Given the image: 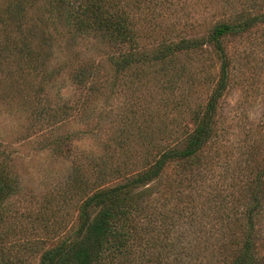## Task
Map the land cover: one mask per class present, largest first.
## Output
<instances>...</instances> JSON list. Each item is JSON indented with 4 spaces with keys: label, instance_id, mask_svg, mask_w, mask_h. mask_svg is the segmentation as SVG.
I'll list each match as a JSON object with an SVG mask.
<instances>
[{
    "label": "rangeland",
    "instance_id": "rangeland-1",
    "mask_svg": "<svg viewBox=\"0 0 264 264\" xmlns=\"http://www.w3.org/2000/svg\"><path fill=\"white\" fill-rule=\"evenodd\" d=\"M19 1L0 0V149L6 151L18 184L9 207L31 213L26 219L31 225L56 222L65 229L77 215V200L73 194L70 198L69 190L73 178L93 175L94 157H101L108 168L120 164L118 139L127 127L129 147L138 151L148 140L168 136L176 122L183 127L191 111L205 104L219 76L220 60L209 47L181 53L162 69L148 68L139 79L131 73L115 81L113 51L104 42L76 32L63 17L38 19L34 4L25 2V7ZM174 1L165 15L150 21V32L142 40L145 48L152 49L163 37L199 35L217 19L237 12L252 14L255 3ZM226 51L229 83L217 109L215 142L206 147L201 192L216 188L221 197L229 193L233 200L246 195L235 184L240 174L264 168V23L228 37ZM179 66L191 81L181 80L171 89L169 80ZM84 69L95 73L80 83L77 76ZM180 97L183 108L173 110ZM141 136L148 137L142 144ZM62 138L69 142L57 153L51 143ZM132 159L137 163L139 156ZM257 225L263 254L264 207Z\"/></svg>",
    "mask_w": 264,
    "mask_h": 264
},
{
    "label": "trees",
    "instance_id": "trees-1",
    "mask_svg": "<svg viewBox=\"0 0 264 264\" xmlns=\"http://www.w3.org/2000/svg\"><path fill=\"white\" fill-rule=\"evenodd\" d=\"M25 2L36 6L38 19L63 17L76 32L104 42L113 51L115 81L131 73L139 79L148 68L162 69L181 53L209 47L220 60V72L205 104L191 111L183 127L176 122L168 136L148 140L142 151L130 149L127 127L118 139L120 164L108 168L101 157H94L93 175L73 178L69 190L77 200V215L65 229L56 222L31 225L26 222L31 213L9 207L18 184L6 151L0 149V264H264L257 225L264 207V168L240 174L235 184L245 190L244 197H221L216 188L201 192L206 147L215 142L217 109L229 83L226 39L264 23V0H255L252 14L217 19L199 35L163 37L152 49L142 43L148 25L165 15L174 0L19 1L29 6ZM94 73L84 69L77 81ZM187 77L188 71L179 66L170 88L181 80L190 83ZM183 103L180 97L173 110ZM146 138L141 136L140 144ZM68 142L62 138L51 144L62 153ZM137 156L135 163L132 157Z\"/></svg>",
    "mask_w": 264,
    "mask_h": 264
}]
</instances>
